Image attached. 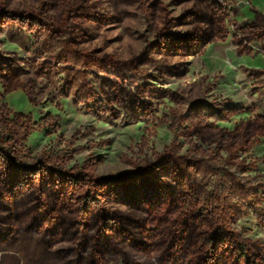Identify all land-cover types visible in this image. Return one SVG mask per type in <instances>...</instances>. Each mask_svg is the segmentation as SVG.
Instances as JSON below:
<instances>
[{
  "label": "rangeland",
  "instance_id": "obj_1",
  "mask_svg": "<svg viewBox=\"0 0 264 264\" xmlns=\"http://www.w3.org/2000/svg\"><path fill=\"white\" fill-rule=\"evenodd\" d=\"M0 264H264V7L0 0Z\"/></svg>",
  "mask_w": 264,
  "mask_h": 264
},
{
  "label": "crops",
  "instance_id": "obj_2",
  "mask_svg": "<svg viewBox=\"0 0 264 264\" xmlns=\"http://www.w3.org/2000/svg\"><path fill=\"white\" fill-rule=\"evenodd\" d=\"M250 1H251V5H253L254 7H258V9L260 10L262 9V7H264L261 5L259 0H250Z\"/></svg>",
  "mask_w": 264,
  "mask_h": 264
}]
</instances>
